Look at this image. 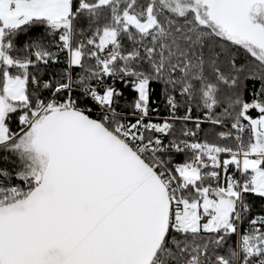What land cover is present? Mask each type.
I'll return each mask as SVG.
<instances>
[{
    "label": "snow or ice",
    "instance_id": "snow-or-ice-1",
    "mask_svg": "<svg viewBox=\"0 0 264 264\" xmlns=\"http://www.w3.org/2000/svg\"><path fill=\"white\" fill-rule=\"evenodd\" d=\"M0 264H264V0H0Z\"/></svg>",
    "mask_w": 264,
    "mask_h": 264
}]
</instances>
